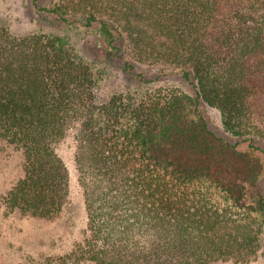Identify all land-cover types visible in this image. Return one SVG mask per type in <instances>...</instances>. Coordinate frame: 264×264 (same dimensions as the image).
<instances>
[{
    "label": "trees",
    "instance_id": "16d2710c",
    "mask_svg": "<svg viewBox=\"0 0 264 264\" xmlns=\"http://www.w3.org/2000/svg\"><path fill=\"white\" fill-rule=\"evenodd\" d=\"M45 11L95 29L110 54L133 63L129 83L104 98L67 37L0 25V144L23 157L7 210L49 219L63 210L69 172L55 145L75 129L87 218L75 262L254 260L264 233V0H58ZM137 66L181 70L196 97L158 75L133 76ZM200 101L232 137L262 147L217 136Z\"/></svg>",
    "mask_w": 264,
    "mask_h": 264
},
{
    "label": "rangeland",
    "instance_id": "374dc122",
    "mask_svg": "<svg viewBox=\"0 0 264 264\" xmlns=\"http://www.w3.org/2000/svg\"><path fill=\"white\" fill-rule=\"evenodd\" d=\"M58 0H0V25L7 27L16 36L49 34L65 36L75 51L88 63L100 81V96L108 98L122 90L128 83L125 61L133 63L130 56H114L103 45L95 29H84L60 22L55 14L47 13ZM110 51V52H109ZM115 53L116 51H112ZM126 70V71H125ZM141 73L155 79L157 84L176 87L196 97L193 83L186 80L181 70L164 73L148 66L132 70L133 76ZM129 75V76H128ZM198 111L217 136L236 144L240 149L250 145L262 147L249 138L232 137L222 124L220 112L203 101ZM75 129L55 145L59 157L69 172V195L63 210L55 217L41 218L23 215L5 207L3 198L15 182L23 175V157L19 150L6 143L0 144V264H91L75 262L71 256L76 245L85 238L87 218L83 189L78 182L75 163ZM264 160V155H262ZM257 189L264 197V174L257 183ZM209 264H235L233 261H218ZM241 264V263H239ZM247 264H264V233L260 240L257 257Z\"/></svg>",
    "mask_w": 264,
    "mask_h": 264
}]
</instances>
